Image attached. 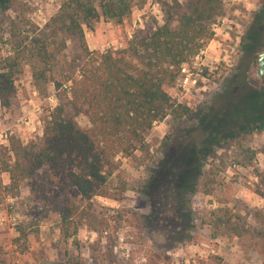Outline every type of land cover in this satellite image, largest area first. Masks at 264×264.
Here are the masks:
<instances>
[{
  "label": "rangeland",
  "instance_id": "374dc122",
  "mask_svg": "<svg viewBox=\"0 0 264 264\" xmlns=\"http://www.w3.org/2000/svg\"><path fill=\"white\" fill-rule=\"evenodd\" d=\"M60 2L1 3L0 27L8 30L11 20L23 18L42 26ZM171 3L145 0L120 23L101 20L94 30L85 28L88 49L97 54L125 47L133 34L163 24ZM226 3L213 37L182 65L185 70L180 69L169 90L172 101L185 103L190 113L156 122L145 132L144 152L117 157L110 184L123 183L125 190L94 197L93 210L106 220V229L83 226L74 239L64 241L51 208L38 212L25 186L17 195L6 193L8 179L0 175V264H195L211 253L221 257L220 264H261L245 238L212 237L200 217L225 206L250 220L253 208L264 207V199L253 192L258 173L264 171V129L223 132L246 113L264 109V93L248 91L264 87L256 75L264 51V0ZM5 47L0 41V54ZM83 61L78 39H67L56 79L65 80L64 73L75 77ZM13 84L10 102L0 100V133L27 141L41 135L43 116L68 95L69 80L60 86L49 82L39 92L25 65ZM77 121L88 124L82 115ZM198 171L209 182L199 178L197 191L189 195Z\"/></svg>",
  "mask_w": 264,
  "mask_h": 264
},
{
  "label": "trees",
  "instance_id": "16d2710c",
  "mask_svg": "<svg viewBox=\"0 0 264 264\" xmlns=\"http://www.w3.org/2000/svg\"><path fill=\"white\" fill-rule=\"evenodd\" d=\"M8 1L0 0V11ZM144 3L61 0L42 26L23 18L11 20L8 30L0 27V41L7 46L0 54L2 103L10 102L14 79L25 65L39 92H45L49 82L60 86L69 80L68 95L43 116L40 136L27 141L11 136L7 143H0V175L8 179L3 190L14 196L25 186L38 212L51 208L56 214L64 241L74 239L83 226L96 231L108 227L94 212L93 199L125 190L123 183L110 184L117 157L144 152L145 132L167 115L177 118L190 113L188 105L172 101L169 90L182 65L213 37L214 25L227 4L226 0H172L164 23L143 35L133 34L125 47L97 54L88 49L85 28L94 30L101 20L120 23L135 5ZM69 38L78 39L84 61L75 77L61 73L66 79L60 81L55 77L62 69L57 67L58 58ZM248 91L264 93V87ZM78 115L87 119L86 126L79 124ZM234 127L263 130L264 109L246 113L236 123L225 125L223 132L234 133ZM199 178L209 182L198 171L189 195L197 191ZM257 178L253 192L264 199V171ZM200 217L212 237L245 238L251 254L264 264V207L253 208L250 220L225 206L206 210ZM220 263L221 257L211 253L195 264Z\"/></svg>",
  "mask_w": 264,
  "mask_h": 264
},
{
  "label": "water",
  "instance_id": "95a60500",
  "mask_svg": "<svg viewBox=\"0 0 264 264\" xmlns=\"http://www.w3.org/2000/svg\"><path fill=\"white\" fill-rule=\"evenodd\" d=\"M256 75L262 77L264 80V52H262L258 58V70Z\"/></svg>",
  "mask_w": 264,
  "mask_h": 264
},
{
  "label": "built area",
  "instance_id": "2783aa9c",
  "mask_svg": "<svg viewBox=\"0 0 264 264\" xmlns=\"http://www.w3.org/2000/svg\"><path fill=\"white\" fill-rule=\"evenodd\" d=\"M181 70H185V68L182 66L181 67ZM47 114H49V112L47 113ZM10 135V134H9ZM8 140V133L7 132H5V133H0V143H3V142H5V141H7ZM4 144V143H3Z\"/></svg>",
  "mask_w": 264,
  "mask_h": 264
},
{
  "label": "flooded vegetation",
  "instance_id": "af4514ba",
  "mask_svg": "<svg viewBox=\"0 0 264 264\" xmlns=\"http://www.w3.org/2000/svg\"><path fill=\"white\" fill-rule=\"evenodd\" d=\"M262 52H264V51H262ZM262 52H261V53H262ZM261 53H260V54H261ZM260 54H259V56H260Z\"/></svg>",
  "mask_w": 264,
  "mask_h": 264
}]
</instances>
